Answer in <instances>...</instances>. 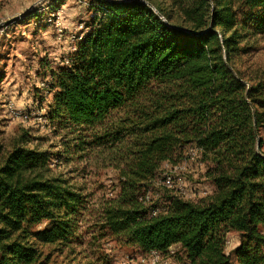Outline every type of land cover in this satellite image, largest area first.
I'll list each match as a JSON object with an SVG mask.
<instances>
[{"label":"trees","instance_id":"trees-1","mask_svg":"<svg viewBox=\"0 0 264 264\" xmlns=\"http://www.w3.org/2000/svg\"><path fill=\"white\" fill-rule=\"evenodd\" d=\"M155 9L102 1L67 67L49 72L48 119L70 137L65 159L96 160L117 175V193L97 204L96 238L147 254L177 246L188 264H232L224 249L233 233L236 264H264V75L239 68L247 28L264 30V0ZM28 144L26 134L8 149L0 143V264H49L48 249L72 254L82 241L88 196ZM188 147L211 166L214 193L198 203L157 182L162 164L182 162ZM155 187L167 205L151 216L145 199Z\"/></svg>","mask_w":264,"mask_h":264},{"label":"rangeland","instance_id":"rangeland-1","mask_svg":"<svg viewBox=\"0 0 264 264\" xmlns=\"http://www.w3.org/2000/svg\"><path fill=\"white\" fill-rule=\"evenodd\" d=\"M102 1L128 3L131 0H0V143H9L21 135L49 159L55 175H61L88 196V212L80 224L81 245L74 252L62 254L50 251L49 264L68 261H89L92 264H188L179 247L159 254V259L136 247L121 246L112 238H96L97 204L101 198L114 197L118 191L116 172L96 160L65 159L64 144L70 140L48 119L54 90L50 70L67 67L75 45L90 31L95 8ZM157 14L155 8L166 12L169 0H139ZM241 20V17H239ZM246 49L239 62L241 72L251 77L264 75V30L248 27ZM264 155V128L257 131ZM182 162L172 166L162 164L158 185L170 180V196L198 203L214 193L212 183L205 178L211 166L200 160L193 147L185 150ZM165 193L157 187L150 189L147 198L153 209L162 212L166 207ZM46 223L40 225V229ZM95 239V240H93ZM97 240V241H96ZM237 243L236 234H229L225 253L231 255ZM86 258V259H85Z\"/></svg>","mask_w":264,"mask_h":264},{"label":"built area","instance_id":"built-area-1","mask_svg":"<svg viewBox=\"0 0 264 264\" xmlns=\"http://www.w3.org/2000/svg\"><path fill=\"white\" fill-rule=\"evenodd\" d=\"M162 182H163V183H161V186L164 187L165 189H168V188L171 186V184H170V180H169V179H168V180L165 179V180L162 181ZM148 200H149V199H148L147 196H146L145 201L147 202ZM157 213H159V212H157L156 210L152 209L150 215H151V216H155ZM148 254L152 255L155 261H157V260L159 259V253H157V252H150V253H148Z\"/></svg>","mask_w":264,"mask_h":264}]
</instances>
